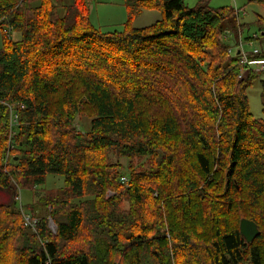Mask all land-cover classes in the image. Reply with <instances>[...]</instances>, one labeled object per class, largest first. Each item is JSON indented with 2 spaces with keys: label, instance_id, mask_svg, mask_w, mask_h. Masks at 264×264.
Returning a JSON list of instances; mask_svg holds the SVG:
<instances>
[{
  "label": "trees",
  "instance_id": "1",
  "mask_svg": "<svg viewBox=\"0 0 264 264\" xmlns=\"http://www.w3.org/2000/svg\"><path fill=\"white\" fill-rule=\"evenodd\" d=\"M65 1L0 0V191L64 179L27 206L51 208L56 234L46 218L30 231L15 199L0 204V264H264V119L247 97L259 74L241 79L229 49V28L248 27L239 12L127 0L123 29L103 33L90 0ZM153 10L161 20L132 26ZM253 25L246 44L264 37V17ZM86 107L84 134L73 123ZM242 219L258 226L253 243Z\"/></svg>",
  "mask_w": 264,
  "mask_h": 264
},
{
  "label": "rangeland",
  "instance_id": "2",
  "mask_svg": "<svg viewBox=\"0 0 264 264\" xmlns=\"http://www.w3.org/2000/svg\"><path fill=\"white\" fill-rule=\"evenodd\" d=\"M68 2V0H66ZM65 1V4L67 2ZM127 0H90L89 3V20L91 24L103 33H112L115 31H121L124 27V24L127 21V11L125 8V2ZM200 0H185V3L188 7H194L198 4ZM204 1V0H202ZM210 2V6L212 8H221V7H232L235 8L236 11H239V23L247 24L248 27H245L241 33V28L238 30L229 28L232 32L228 38L229 49L234 51H240V42H243L244 48L243 52L249 57L253 54L254 49H258L260 52H264V37H260L258 40L254 41L252 46L250 44H246V39L248 37H254L255 35L261 34V28L263 26L253 25L259 15L264 17V7H261L257 4H248L247 0H208ZM73 2V1H71ZM238 14V13H237ZM162 19V12L153 10V11H145L136 19H134L132 26L134 28H144L154 24L155 22ZM238 20V19H237ZM236 22V21H234ZM231 23V27L233 26ZM254 73L259 74L258 80L253 84L251 88L247 91V97L249 101L250 112L255 118L264 119V108L261 101V93H262V84L264 83V72L260 73V66L254 65L252 66ZM257 71V72H256ZM249 73L248 70L243 71L241 79L244 78ZM10 112V123L7 133V152L4 155V163L7 164L9 159L12 156V144L10 142V133L16 128L18 113L15 111V108H19L20 106L17 104L7 105ZM22 108V107H21ZM94 113L92 109L86 107V110L81 112L76 116L75 122L73 123V127L77 128L80 132L86 134L91 129V122L93 120ZM15 131V129L13 130ZM15 133H13L14 137ZM113 161L116 160L113 158ZM120 165L127 169L129 168V162L126 160H121ZM64 183V179L61 176L49 175L47 176L45 185L39 187L36 191L31 190H20L16 185L14 186L13 192L0 191V204L7 203L10 198L11 200L16 201L17 207H19L22 211L23 218L25 215L33 216L32 212L28 209L27 206L33 205L36 203L37 197L36 193H45L49 190H55L62 188ZM109 197L113 194L111 192L107 193ZM20 198V200L18 199ZM34 206V205H33ZM36 208L37 219H47L48 229L52 234H56V225L54 224L53 219L50 216L51 208H48L49 212H45L43 208L35 206ZM32 232H36L34 230H30Z\"/></svg>",
  "mask_w": 264,
  "mask_h": 264
},
{
  "label": "built area",
  "instance_id": "3",
  "mask_svg": "<svg viewBox=\"0 0 264 264\" xmlns=\"http://www.w3.org/2000/svg\"><path fill=\"white\" fill-rule=\"evenodd\" d=\"M252 44L253 43H250V46H252ZM243 48H244V44H243V42H240V54L242 55V63L248 67L247 70H253L252 66L258 65V66H260V69L257 71L264 72V61L250 62L248 60V56L243 52ZM253 54H256V55L260 54V51L258 49H254ZM18 199L20 200V198H18ZM24 221H25V225L34 231H36V229L38 228V225L40 223L39 219L33 218L32 216H29V215L24 216Z\"/></svg>",
  "mask_w": 264,
  "mask_h": 264
},
{
  "label": "water",
  "instance_id": "4",
  "mask_svg": "<svg viewBox=\"0 0 264 264\" xmlns=\"http://www.w3.org/2000/svg\"><path fill=\"white\" fill-rule=\"evenodd\" d=\"M238 54H240V52ZM240 233L247 243H253L254 240L260 236V231L257 224L247 219L241 220Z\"/></svg>",
  "mask_w": 264,
  "mask_h": 264
},
{
  "label": "crops",
  "instance_id": "5",
  "mask_svg": "<svg viewBox=\"0 0 264 264\" xmlns=\"http://www.w3.org/2000/svg\"><path fill=\"white\" fill-rule=\"evenodd\" d=\"M200 1H202V0H200ZM199 2V1H198ZM247 3H248V0H247ZM226 7H228V6H226ZM222 8V7H221ZM239 12V11H238ZM238 16H239V13H238ZM259 16H261V15H259ZM261 17H263V16H261ZM239 21H240V18H239ZM260 73H263V72H260Z\"/></svg>",
  "mask_w": 264,
  "mask_h": 264
}]
</instances>
